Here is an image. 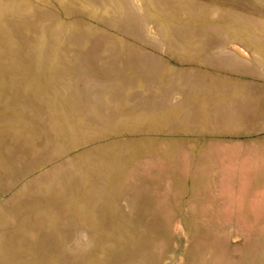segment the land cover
<instances>
[{"label": "rangeland", "instance_id": "374dc122", "mask_svg": "<svg viewBox=\"0 0 264 264\" xmlns=\"http://www.w3.org/2000/svg\"><path fill=\"white\" fill-rule=\"evenodd\" d=\"M242 37L264 0H0V264H264V189L176 107Z\"/></svg>", "mask_w": 264, "mask_h": 264}, {"label": "crops", "instance_id": "0c3cea01", "mask_svg": "<svg viewBox=\"0 0 264 264\" xmlns=\"http://www.w3.org/2000/svg\"><path fill=\"white\" fill-rule=\"evenodd\" d=\"M192 40L193 68L176 73L182 95L176 107L193 95L191 114L182 116L192 120L194 135H226L227 173L249 175L264 189V37L238 38L225 49Z\"/></svg>", "mask_w": 264, "mask_h": 264}]
</instances>
